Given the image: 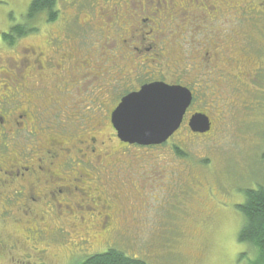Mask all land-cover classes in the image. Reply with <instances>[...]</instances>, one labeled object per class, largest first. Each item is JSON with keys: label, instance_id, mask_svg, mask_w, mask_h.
Wrapping results in <instances>:
<instances>
[{"label": "rangeland", "instance_id": "1", "mask_svg": "<svg viewBox=\"0 0 264 264\" xmlns=\"http://www.w3.org/2000/svg\"><path fill=\"white\" fill-rule=\"evenodd\" d=\"M160 1L57 0L54 21L49 20L47 12L32 21L26 19L32 0H0V73L6 69L10 73L9 78L0 74V100L3 94L9 95L10 87L37 98L45 91L46 98L39 97L40 101L44 99L38 111L39 125L54 135L65 131L77 136L86 129L84 123L89 119L99 124L98 130L88 134L104 148V157L97 160L96 167H86L91 179L84 181L98 184L104 198L117 197L110 203L111 225L104 236L99 233L102 214L97 213L106 211L78 191L72 194L73 204L68 207L47 209L48 204L40 203L43 199L31 203L39 213L36 222L0 223L5 236L4 243L0 242V264H22L18 259L27 262L29 258L33 264L41 262L40 253L25 255L31 253L27 248H48L49 260L43 262L50 264H76L83 253L105 252L110 247L148 264H253L258 258L257 249L239 239L244 216L235 205L245 200L241 191L244 187L264 184V0H175V4L161 7ZM149 12L155 13L154 22L142 24L140 18ZM23 23L33 30L11 45L4 33ZM124 25L126 30H122ZM142 27L149 32L150 40H156L155 45H161L155 46L158 55L161 51L171 53L172 73L181 72L179 67L192 62L201 60L204 64L195 73L200 76L197 85L202 84L201 91L206 94L198 93L190 113L208 112L213 121L208 133H193L186 123L168 144L154 148L127 146L105 118L112 101L108 100L109 90L123 83L119 70L133 65L123 58L132 50L128 44L143 38L138 35ZM55 37L63 41L62 50L55 47L56 43L61 45ZM122 38L128 41L123 44ZM72 43L80 52L74 77L53 74L41 81L29 78L22 89L27 66L31 65L28 60L35 56L32 48L60 61L66 51L63 48L72 47ZM209 48L208 56H214L216 64L227 71L226 86L213 78L218 70L202 55ZM155 56L144 70L139 63L140 69L130 78H147L165 70L168 60ZM226 58L231 65L224 64ZM240 60L247 64L244 71L262 66L261 74H242L236 69ZM61 64L62 69L70 67ZM93 68L95 76H76V69L84 72ZM49 70L56 71L53 66ZM239 77L245 79L242 85ZM5 78L9 92L2 84ZM91 99H98V104ZM17 135L12 131L2 136L4 154L18 150L24 159L33 147L38 155V136L25 131ZM173 147H180L185 156H177ZM13 157L20 160L17 154ZM54 183L59 186L65 182ZM10 189L8 195L15 197V188ZM64 197L61 193L55 196ZM81 223L88 234L82 235ZM75 225V234L68 236L66 231ZM27 226H39L40 232L33 236L25 230ZM13 232L24 241L18 243L21 253L11 250L14 242L6 238Z\"/></svg>", "mask_w": 264, "mask_h": 264}, {"label": "flooded vegetation", "instance_id": "2", "mask_svg": "<svg viewBox=\"0 0 264 264\" xmlns=\"http://www.w3.org/2000/svg\"><path fill=\"white\" fill-rule=\"evenodd\" d=\"M143 1L145 3L147 2V0H143ZM171 3L175 4V0H161L159 6L160 5L170 6ZM158 12L160 13L159 10ZM153 15L152 13L149 12L145 17L140 18V22L142 24H146L148 22H154L155 18ZM130 22L131 21L129 20V23ZM125 26L126 25L123 26L122 30L123 29L126 30ZM139 30L140 33H138V35L139 37L141 36L143 38H141L140 40L134 39L131 43H129L128 46L131 47L132 50L130 52L126 51L128 54H125V57L123 58V60H129V62H132L134 66L131 65V68L128 67L121 68L118 74H120V79L123 80V83L119 84V86L117 87H112L109 90V93H115L114 89L118 88L116 92V96H113L112 101H109L110 106L109 107L107 106V110L109 114L105 116V118L108 120V122L111 125H112L111 122L112 112L121 102V99L130 92L138 91L141 88V86L144 84H148L152 82H166L169 84H180L182 86H186L192 91L193 94L192 104L195 103L199 92L202 93V95L206 94V92L201 91L202 84L198 86L196 82V79L199 78L200 76L198 73L195 72L196 70L197 71L201 70L202 66L204 65L202 64L201 60L198 63L192 62V64L185 65V59H183L182 63H184L185 66L179 67L178 69L181 70V72H178L176 70V73H172L169 69V65L172 62L170 61V57H172L171 53H169V51L168 52L161 51V53H159L158 55L155 46L161 47V45H158V43L155 45L154 43H156L155 42L156 40L154 39L153 41L149 39V37L147 36L149 32H147L144 27L139 28ZM152 30L153 29L151 28V31ZM55 38L58 39V43L61 44L58 45L56 43L55 47L58 50L59 49L62 50L61 46L63 41L60 40L59 37H55ZM185 40L187 42L189 41L188 38H185ZM122 41L124 44L128 41V38L127 39L122 38L121 42ZM16 42L17 41H15L14 44H16ZM165 42L166 45L168 46V41ZM121 45H119V47L124 48V46ZM32 50L35 56H33V59L30 58L28 60L31 62V65L27 66L26 69L27 74L25 75L23 82H21L22 89L24 87V81L30 80L29 78L38 79L41 81L45 79L47 76L53 74L60 75V78H62L63 74L71 75L72 77L75 76L73 70L76 64L78 66V61L80 60V56H79L80 52L73 43H72V47L66 48L65 46V49L63 48V50L66 51L62 54L61 56L62 60L60 61H58L57 57L55 58L53 56H49L46 51L36 50L34 48H32ZM210 50L211 48H209L208 51H206L202 55L203 57L206 56V58H208V62H209L208 65L210 64L218 70L216 71L217 75H214L213 78H216L215 80H219V84H224V86H226L227 71H225V69H223L220 65L216 64L215 62L216 59L214 58V56L213 57L208 56ZM155 54L159 56V58L163 61L164 59L168 60V62H166L167 65L165 70L161 69V72L157 73L158 75H155V72H153V75L155 76H149L147 78H140L139 75L137 77L132 76V78H130L131 75H133V71H136L137 68H138L137 70L140 69V67H138L139 63H141L144 70L147 65V60H152V59L156 60L157 57L155 56ZM61 63L64 64L68 63L70 67H66V68L64 67V69H62ZM177 63L179 62L177 61ZM224 64L231 65L232 61H230V58L229 59L226 58ZM50 66L55 67L56 71H50L49 70ZM17 68L19 69L20 67L17 66ZM245 68H248L247 64H245L242 60H240L239 65H237L236 69L238 70L241 69L242 72L241 71L240 72L242 74L246 73V74H250V76L254 75L253 77H255V75H260L262 70V66H259L258 68L254 67L252 70L249 71H244ZM92 70L93 71L79 72L80 70L76 69V74H77L76 76L79 77L81 75L95 76L96 70L94 68ZM1 73H5L8 78L10 77V73L8 69L2 70ZM144 73L145 72H143V74ZM1 80L2 79L0 78V81ZM15 80L18 81V78H15ZM130 80L131 83H129ZM239 80L241 82L240 83L241 85L245 82V79H243L242 77H239ZM7 83L8 81H6L5 78L2 84L4 89H6L9 92V89H7L8 86ZM18 85L19 84H17V86ZM120 86L124 87L123 91L119 90V88H123ZM71 87L74 88V85H71ZM209 88L211 89V86H209ZM218 90L219 88L217 89V91ZM45 95L46 93L45 91H43L42 94L40 93L39 97L46 98ZM39 97L38 98L35 97L34 94H32V96H28V94H23L22 92H20V90L13 91L10 87L9 95L3 94V98L0 100V102L2 103L0 104V201H3V205H0V214L2 215V217L0 216V220H1L0 223L2 224L11 223V225H13L14 223H21L23 220H28V222H36L39 213H37L35 209L31 207V203H35L38 202L40 199H43L45 203L44 202H40V203L48 204L47 209L51 207H54V209H56L57 206H62V205H66V207H68L69 205L73 204L71 198L72 194L75 191H78L79 193L88 196V199L91 202H96L97 207H101L106 211L104 213V211L101 210L100 212L97 213V214H102L101 217L102 223L100 225L101 230H99V233L104 236L105 233L108 231V226L111 225V220H109L111 218V214L108 211L111 209L110 203L117 197L116 195H112L111 200L108 198H104L102 196L103 191L100 189L98 184L96 185H94V183L89 184L86 183V181H84V180L90 181L91 179L89 177L90 175L87 174L88 172H90V170L87 169L86 167H90V168L96 167L97 160L102 156L104 157V155L101 153L104 148L99 147L98 140L95 136L88 134V131L92 132L95 129L98 130L99 124H93L91 119H89L87 122L85 121L84 123L83 128L86 129L85 130L82 129L84 131H82L77 136L72 133L68 134L65 131L60 132L59 133L60 135H54L52 132L44 130L45 128L39 125L38 111L41 108V106H43V101H44V99L40 101ZM91 101L93 103L98 104V99H91ZM104 105H106V103L105 104L103 103V106ZM189 111L190 109L187 111L184 117L181 128L186 126L185 125L186 123L188 125V120L190 118ZM71 116L74 117V114H72ZM12 131H15L16 135L17 134L19 135L21 131H25L28 132L30 135L38 136V139H40V142L38 143V145H36L39 151L38 155H36L35 151H33L34 150L33 147L30 148V150H32V153H30L29 156L25 157L24 159L21 158V156H19L20 152L16 149H14L16 150V152L12 151L10 153L8 152L4 154L5 153L4 147L6 145L1 143L3 138L2 136L10 134ZM66 134L73 136H67ZM105 143H106L105 141H102L103 145ZM123 144L129 146L126 143ZM104 153L106 154V152ZM14 154H17L20 160H16L13 157ZM54 181L56 182L61 181L65 183H63L64 185L61 184L58 186L57 184L54 183ZM2 185L4 187H2ZM12 187L15 188V190H13L15 197H11L10 195H8V193L11 190L10 188ZM90 190L92 192V195L90 194ZM58 193H61V195L65 197L63 199L55 198L56 194ZM12 206H14L13 209ZM54 212L58 213V215L63 214L61 210H56ZM76 229L77 227L75 225L72 228H70L69 231H66L68 236H71L72 233L75 234L74 231ZM25 230H29L30 234H32L33 236H35L36 233L40 232L39 226L38 227L33 226V228L27 226ZM81 231H84L82 235H86L89 233L87 230H85L83 224ZM3 232L4 230L0 229V242L2 243H4L3 238L5 237L4 235H2ZM11 237H6V238L13 241L14 246H17V243H24V241L19 239L14 232L11 233ZM33 241H35V238H33ZM17 247L20 248L19 246ZM27 249H29L28 250L29 253L31 252L30 254L25 253V255L27 256L30 255L33 256L37 253L41 254V258L39 259L41 262L37 264H48L43 262L45 261L46 255L48 254L47 252L49 251L48 248L47 249L43 248L40 251L38 250L35 251L34 248L33 249L27 248ZM2 250H3V246L0 248V254L2 253ZM44 251L46 254L44 253ZM53 261H56L55 257H53ZM32 262H34V260H32ZM22 264H31V261L29 260L28 262H22Z\"/></svg>", "mask_w": 264, "mask_h": 264}, {"label": "water", "instance_id": "3", "mask_svg": "<svg viewBox=\"0 0 264 264\" xmlns=\"http://www.w3.org/2000/svg\"><path fill=\"white\" fill-rule=\"evenodd\" d=\"M192 100V92L182 85L144 84L122 98L112 113V125L124 143L159 145L180 128ZM189 126L194 132L206 133L212 122L198 112L191 116Z\"/></svg>", "mask_w": 264, "mask_h": 264}, {"label": "trees", "instance_id": "4", "mask_svg": "<svg viewBox=\"0 0 264 264\" xmlns=\"http://www.w3.org/2000/svg\"><path fill=\"white\" fill-rule=\"evenodd\" d=\"M56 4L57 0H32L26 13V19L33 21L40 13L47 12L49 20L54 21L58 13L55 7ZM31 30H33V27L23 23L12 26L8 33H4L3 36L12 45L17 38L26 35L31 32ZM148 62L149 60H147V63ZM147 66H149V64H147ZM123 89L124 87L119 88L120 91H123ZM113 96H116V92L109 93L108 100L113 98ZM109 106L110 104L108 103V107ZM173 148L177 156H185V153L180 147ZM262 158L264 161V154ZM2 187L4 186L2 185ZM241 191L245 200L243 199L240 203L235 205L244 216V223L239 232V239L241 242L249 243L257 249L258 258L253 264H264V184L244 187ZM17 246L12 245L11 250L15 251L16 249L21 253L22 250ZM47 259L48 257H46V260ZM29 260L31 264H33L30 258ZM18 261L19 263L24 262L21 259H18ZM9 264H14V262H10ZM48 264H50V261H48ZM76 264H148V262L142 258L130 256L118 248L110 247L105 252L83 253V256H81Z\"/></svg>", "mask_w": 264, "mask_h": 264}, {"label": "bare ground", "instance_id": "5", "mask_svg": "<svg viewBox=\"0 0 264 264\" xmlns=\"http://www.w3.org/2000/svg\"><path fill=\"white\" fill-rule=\"evenodd\" d=\"M222 48V47H221ZM215 50V49H214ZM195 58V57H194Z\"/></svg>", "mask_w": 264, "mask_h": 264}]
</instances>
